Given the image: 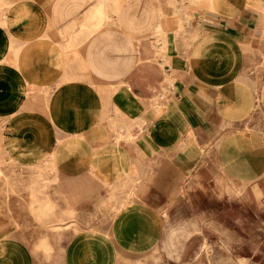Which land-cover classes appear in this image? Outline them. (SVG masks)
<instances>
[{
    "label": "crops",
    "instance_id": "0c3cea01",
    "mask_svg": "<svg viewBox=\"0 0 264 264\" xmlns=\"http://www.w3.org/2000/svg\"><path fill=\"white\" fill-rule=\"evenodd\" d=\"M258 105L264 0H0V264H38L37 222H92L64 264L143 258L188 177L264 175Z\"/></svg>",
    "mask_w": 264,
    "mask_h": 264
},
{
    "label": "rangeland",
    "instance_id": "374dc122",
    "mask_svg": "<svg viewBox=\"0 0 264 264\" xmlns=\"http://www.w3.org/2000/svg\"><path fill=\"white\" fill-rule=\"evenodd\" d=\"M251 119L252 127L264 134L260 105ZM22 169L38 171L43 178L53 173L55 179L44 178V186L60 181L47 164ZM39 208L43 215L49 211L45 204ZM165 214L168 222L161 242L131 264H264V175L240 182L213 166L209 172L188 177L179 198L170 202ZM37 223L45 232L52 231L36 245V255L42 254L38 264H64L69 233L92 222Z\"/></svg>",
    "mask_w": 264,
    "mask_h": 264
}]
</instances>
